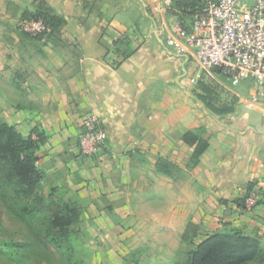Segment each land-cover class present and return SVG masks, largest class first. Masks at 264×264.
<instances>
[{
    "label": "crops",
    "instance_id": "1",
    "mask_svg": "<svg viewBox=\"0 0 264 264\" xmlns=\"http://www.w3.org/2000/svg\"><path fill=\"white\" fill-rule=\"evenodd\" d=\"M39 1L62 14L67 25L60 37L17 40L10 79L30 94L17 102L15 118L5 119L25 135L34 127L45 133L40 166L46 163L68 178L75 173L77 189L93 197L128 203L144 198L161 206L169 194L177 204H190L193 223L232 213L227 221L238 224L236 200L252 188L261 201L250 212L243 206V230L252 235L246 229H255L264 244V97L254 82L232 87L223 73L217 75L238 98L231 114L216 115L196 99L189 87L199 63L166 43L174 21L167 14L171 0H0V18L21 21L22 12L34 11ZM122 35L135 51L120 63L111 47ZM92 112L108 135L97 165L75 157L83 120ZM199 127L210 146L196 167L186 168L194 179L179 183L180 173L176 178L146 173L141 153L154 170L160 155L183 168L192 149L181 135ZM179 210L173 204L168 217Z\"/></svg>",
    "mask_w": 264,
    "mask_h": 264
},
{
    "label": "rangeland",
    "instance_id": "2",
    "mask_svg": "<svg viewBox=\"0 0 264 264\" xmlns=\"http://www.w3.org/2000/svg\"><path fill=\"white\" fill-rule=\"evenodd\" d=\"M19 23V19L0 18V111L4 119L10 115L11 118H15L17 102L23 103L26 95L30 94L28 90L17 89L12 85V79H10L14 75V71H10L11 66L8 63L13 60V51L16 48L17 40L26 34L20 29ZM200 73L201 77L197 78L196 81L191 79L192 84L189 87L195 98L200 80L220 84L217 75L222 72L217 69L201 68ZM227 81L229 82L228 79ZM229 84L234 87L230 82ZM225 97L229 98L227 95ZM23 131L27 133V130ZM79 149V154L75 156L80 158L78 162H82L81 164L89 162L93 165L99 163L100 153L103 149L95 155L83 153L80 143ZM138 157L142 161L145 158L146 173H149L148 170L150 169L155 175L158 174L147 156L141 153ZM182 160L185 170L178 175V182L186 183L194 178H192L191 170H186L189 158L184 157ZM41 168L45 173L41 187L44 196H47L54 187H57L55 200L75 201L81 207L82 220L79 226V234L75 239L74 257L91 264L188 263L189 251L194 246L184 242L182 235L187 224L192 222L191 219L196 215V212H189L193 210L190 204L182 201L177 204L169 194L161 206L160 202H149L144 198L128 203L122 200H113L110 197H93L84 190L77 189L80 179L75 173L70 172L72 178H68L66 174L61 176L52 173L46 163H43ZM149 177L153 179L154 175ZM259 203L251 202V209L246 208V210L250 212ZM173 204L183 210L175 213L176 217H168L167 212ZM129 211L131 212L129 213ZM231 214L223 216L214 213L212 214L213 218L195 222L201 230L196 238V243L215 232L226 230L227 227H238L243 230V206H240V212L237 216L238 224L235 225L234 222L227 221V217ZM0 222L2 224V245L10 240L30 244L26 250L28 255L24 259H12L9 255L0 252V264H66L67 259L45 240L38 228L13 215L1 202ZM246 230L251 231L252 235L257 236L258 234V231L251 227Z\"/></svg>",
    "mask_w": 264,
    "mask_h": 264
},
{
    "label": "trees",
    "instance_id": "3",
    "mask_svg": "<svg viewBox=\"0 0 264 264\" xmlns=\"http://www.w3.org/2000/svg\"><path fill=\"white\" fill-rule=\"evenodd\" d=\"M207 3L208 1L204 0H171L167 14L177 18L190 32L197 15L204 13ZM21 18H42L45 21L49 30L32 36L35 38H43L45 35L60 37L67 25L66 18L44 1H39L34 11L24 10ZM26 35L31 36L28 33L24 36ZM111 48L118 54L120 63L135 51L128 35L114 40ZM195 95L209 111L219 116L234 113L238 102V98L220 84L205 80L198 82ZM226 95L229 98L225 97ZM204 132L205 128L199 127L188 129L181 135V139L192 149L188 169L200 163L202 155L210 146ZM46 141L45 133L38 127H34L25 135L15 125L7 122L0 111V202L13 215L38 228L45 240L67 259L66 264H91L74 257L75 239L82 220L80 205L75 201L55 200L57 187L47 196L41 192L45 173L39 164L38 152ZM131 155L134 159V153ZM155 170L159 174L176 178L184 169L160 155L156 160ZM251 193L252 188L244 198L236 200L238 205L246 207ZM200 232L197 223L189 222L182 235L184 242L194 246L189 251L186 264H264V244L261 238L248 235L238 227H227L226 230L215 232L196 243ZM1 242L0 222V252L12 259L27 257L29 243L10 240L2 245Z\"/></svg>",
    "mask_w": 264,
    "mask_h": 264
},
{
    "label": "built area",
    "instance_id": "4",
    "mask_svg": "<svg viewBox=\"0 0 264 264\" xmlns=\"http://www.w3.org/2000/svg\"><path fill=\"white\" fill-rule=\"evenodd\" d=\"M19 26L31 36L49 30L42 18L23 19ZM166 43L179 54H192L202 69L220 70L234 86L252 80L264 97V0H209L192 31L174 18ZM199 77L197 72L192 80ZM107 140L99 116L89 113L79 138L81 150L95 155ZM259 200L260 194L252 192L246 208Z\"/></svg>",
    "mask_w": 264,
    "mask_h": 264
}]
</instances>
